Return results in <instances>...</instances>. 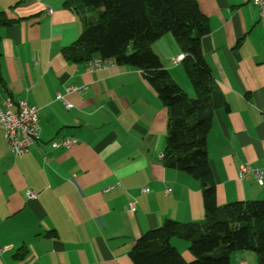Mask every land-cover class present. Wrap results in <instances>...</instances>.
Wrapping results in <instances>:
<instances>
[{
	"label": "crops",
	"instance_id": "crops-1",
	"mask_svg": "<svg viewBox=\"0 0 264 264\" xmlns=\"http://www.w3.org/2000/svg\"><path fill=\"white\" fill-rule=\"evenodd\" d=\"M196 1L209 26L204 58L225 102L206 135L216 202L264 200V16L252 0ZM0 12L11 21L0 26V103L26 99L41 127L22 155L0 129V264H133L129 252L144 232L166 219L201 221V182L164 165L167 110L142 71L67 60L61 49L81 24L63 0H0ZM165 35L151 48L193 95L181 61H170L182 52ZM65 137L76 142L51 146ZM241 163L261 169L262 184L250 171L240 177ZM170 243L192 260L186 240ZM241 261L256 264V256L231 253L230 264Z\"/></svg>",
	"mask_w": 264,
	"mask_h": 264
},
{
	"label": "trees",
	"instance_id": "trees-1",
	"mask_svg": "<svg viewBox=\"0 0 264 264\" xmlns=\"http://www.w3.org/2000/svg\"><path fill=\"white\" fill-rule=\"evenodd\" d=\"M76 12L81 31L61 49L72 62L110 57L117 65L138 68L167 110L164 165L186 172L202 185L204 217L180 223L166 219L135 241L133 264H230V255L249 250L264 264V200L218 205L206 135L214 111L225 106L205 61L201 39L208 34L207 18L196 0H63ZM0 12V26L10 23ZM170 33L183 54L181 63L192 85L189 97L172 80L150 44ZM188 242L192 260L185 261L171 237Z\"/></svg>",
	"mask_w": 264,
	"mask_h": 264
},
{
	"label": "built area",
	"instance_id": "built-area-1",
	"mask_svg": "<svg viewBox=\"0 0 264 264\" xmlns=\"http://www.w3.org/2000/svg\"><path fill=\"white\" fill-rule=\"evenodd\" d=\"M253 5L257 8L259 15L264 16V0H252ZM183 58V54L171 58L172 64H177ZM87 65L90 70L105 69L114 66V60L110 57H92L87 60ZM77 86H68L65 88L66 92L78 91ZM56 99L61 100L66 108L70 104L65 102L61 93L56 94ZM0 124H3V136L10 151L15 155H22L26 153L30 146L39 139L40 122L38 117L37 107L30 105L26 99H13L11 96L3 98L0 103ZM76 142L73 137H65L51 141L53 148L64 147L69 148ZM247 171L253 173L258 184H262V170L258 168H251L248 163H241L239 165L238 174L243 176ZM147 188H142V192H147ZM169 191V189H167ZM35 194L27 190L26 197L32 198ZM130 210L135 209V203L129 202ZM241 261L239 264H244Z\"/></svg>",
	"mask_w": 264,
	"mask_h": 264
},
{
	"label": "rangeland",
	"instance_id": "rangeland-1",
	"mask_svg": "<svg viewBox=\"0 0 264 264\" xmlns=\"http://www.w3.org/2000/svg\"><path fill=\"white\" fill-rule=\"evenodd\" d=\"M166 37L165 38H169V40H172L173 42H174V44H177L176 43V41H174L175 39H173L174 37H172V35L170 34V33H166V35H165ZM178 45V44H177ZM152 46V43L150 44V47ZM179 47V46H178ZM179 70H181V72L185 75V77L188 79V77H187V75H186V73H185V71H184V68H183V64L180 62L179 63ZM188 81H189V79H188ZM190 83V82H189ZM190 86H191V88H192V85H191V83H190ZM182 90L184 91V89L182 88ZM192 90H193V88H192ZM186 93V92H185ZM189 96V95H188ZM189 97H194V94L193 95H190Z\"/></svg>",
	"mask_w": 264,
	"mask_h": 264
},
{
	"label": "bare ground",
	"instance_id": "bare-ground-1",
	"mask_svg": "<svg viewBox=\"0 0 264 264\" xmlns=\"http://www.w3.org/2000/svg\"><path fill=\"white\" fill-rule=\"evenodd\" d=\"M0 129L3 131V124H0Z\"/></svg>",
	"mask_w": 264,
	"mask_h": 264
}]
</instances>
